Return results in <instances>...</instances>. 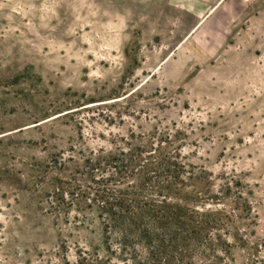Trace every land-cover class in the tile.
Listing matches in <instances>:
<instances>
[{
	"label": "rangeland",
	"instance_id": "obj_1",
	"mask_svg": "<svg viewBox=\"0 0 264 264\" xmlns=\"http://www.w3.org/2000/svg\"><path fill=\"white\" fill-rule=\"evenodd\" d=\"M132 134L248 200L223 264H264V0H0V264H95L58 190Z\"/></svg>",
	"mask_w": 264,
	"mask_h": 264
},
{
	"label": "trees",
	"instance_id": "obj_2",
	"mask_svg": "<svg viewBox=\"0 0 264 264\" xmlns=\"http://www.w3.org/2000/svg\"><path fill=\"white\" fill-rule=\"evenodd\" d=\"M153 139L132 134L122 147L90 152L73 183L59 188L55 214L73 210L75 229L89 234L84 261L223 264L233 249L227 238L244 241L233 230L244 218L239 212H252L248 200L239 193L227 208L204 171L195 174L168 138Z\"/></svg>",
	"mask_w": 264,
	"mask_h": 264
}]
</instances>
